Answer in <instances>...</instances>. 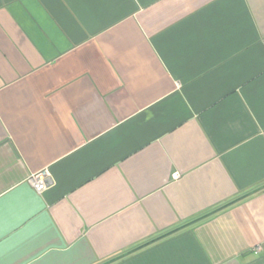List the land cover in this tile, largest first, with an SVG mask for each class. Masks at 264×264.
Instances as JSON below:
<instances>
[{"label":"crops","instance_id":"crops-1","mask_svg":"<svg viewBox=\"0 0 264 264\" xmlns=\"http://www.w3.org/2000/svg\"><path fill=\"white\" fill-rule=\"evenodd\" d=\"M0 264H264V0H0Z\"/></svg>","mask_w":264,"mask_h":264},{"label":"built area","instance_id":"built-area-1","mask_svg":"<svg viewBox=\"0 0 264 264\" xmlns=\"http://www.w3.org/2000/svg\"><path fill=\"white\" fill-rule=\"evenodd\" d=\"M47 172L34 173L29 177V183L39 193H42L50 186V177Z\"/></svg>","mask_w":264,"mask_h":264}]
</instances>
